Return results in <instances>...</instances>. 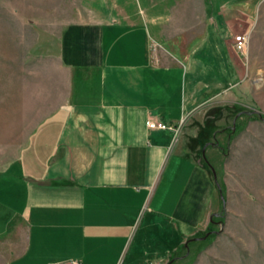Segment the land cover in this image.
Instances as JSON below:
<instances>
[{
  "label": "crops",
  "instance_id": "0c3cea01",
  "mask_svg": "<svg viewBox=\"0 0 264 264\" xmlns=\"http://www.w3.org/2000/svg\"><path fill=\"white\" fill-rule=\"evenodd\" d=\"M209 14L190 50L176 45L170 15L149 6L133 20L99 15L65 29L70 102L0 171V264L167 260L213 226L223 179L233 187L234 174L247 186L264 179L254 14ZM235 31L250 33L244 53ZM149 119L181 132L150 129Z\"/></svg>",
  "mask_w": 264,
  "mask_h": 264
},
{
  "label": "rangeland",
  "instance_id": "374dc122",
  "mask_svg": "<svg viewBox=\"0 0 264 264\" xmlns=\"http://www.w3.org/2000/svg\"><path fill=\"white\" fill-rule=\"evenodd\" d=\"M148 6L173 15L165 19L167 28L180 34L176 45L185 50L208 26L210 11H247L254 14L256 49L264 48V0H0V171L15 161L41 120L70 102L72 74L59 58L65 29L99 15L133 20ZM233 181L239 186L221 182L224 206L210 231L187 240L169 259L147 264H264V179L247 186L234 174Z\"/></svg>",
  "mask_w": 264,
  "mask_h": 264
},
{
  "label": "built area",
  "instance_id": "2783aa9c",
  "mask_svg": "<svg viewBox=\"0 0 264 264\" xmlns=\"http://www.w3.org/2000/svg\"><path fill=\"white\" fill-rule=\"evenodd\" d=\"M248 43H249V34L248 33L244 32L241 34H237L235 36L234 46L238 51H241V52L245 51L248 47ZM147 126L150 129L172 130L176 134H179L181 132V129H182L181 128L182 125L178 126L175 124L168 123L166 121L154 120V119L147 120Z\"/></svg>",
  "mask_w": 264,
  "mask_h": 264
},
{
  "label": "trees",
  "instance_id": "16d2710c",
  "mask_svg": "<svg viewBox=\"0 0 264 264\" xmlns=\"http://www.w3.org/2000/svg\"><path fill=\"white\" fill-rule=\"evenodd\" d=\"M215 216H217V214H213V216H212V223H216L217 221L215 220ZM210 231V230H209Z\"/></svg>",
  "mask_w": 264,
  "mask_h": 264
},
{
  "label": "water",
  "instance_id": "95a60500",
  "mask_svg": "<svg viewBox=\"0 0 264 264\" xmlns=\"http://www.w3.org/2000/svg\"><path fill=\"white\" fill-rule=\"evenodd\" d=\"M203 238V237H202Z\"/></svg>",
  "mask_w": 264,
  "mask_h": 264
}]
</instances>
